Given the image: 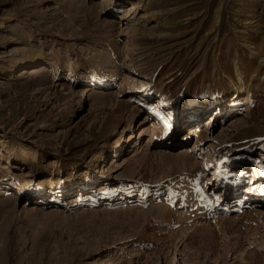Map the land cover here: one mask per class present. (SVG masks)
<instances>
[{
    "label": "rangeland",
    "instance_id": "rangeland-1",
    "mask_svg": "<svg viewBox=\"0 0 264 264\" xmlns=\"http://www.w3.org/2000/svg\"><path fill=\"white\" fill-rule=\"evenodd\" d=\"M250 185L264 0H0V264H264Z\"/></svg>",
    "mask_w": 264,
    "mask_h": 264
},
{
    "label": "bare ground",
    "instance_id": "bare-ground-1",
    "mask_svg": "<svg viewBox=\"0 0 264 264\" xmlns=\"http://www.w3.org/2000/svg\"><path fill=\"white\" fill-rule=\"evenodd\" d=\"M96 72V71H95ZM94 72V73H95ZM94 76V75H93ZM98 92V91H97ZM96 92V93H97ZM236 95V94H235ZM154 97H156V95H154ZM238 97V96H237ZM159 101H158V105L155 107V109L158 110H163L165 109L166 105H169V102L167 101V99L165 97H158ZM216 104H214V100L210 97V98H205V97H201L199 98L197 101H195V103H193L192 106L188 107V108H192L193 111L188 115L189 120H186L184 122H188L190 123L192 120L196 119H201V117H203V114H205L206 110L215 107ZM177 106L173 105L172 108L173 110H176ZM184 110L185 108H178V110ZM220 109V108H219ZM214 111H218V109H215ZM158 112V111H157ZM193 113V115H191ZM221 113V110H219L218 114ZM217 114V115H218ZM197 121V120H196ZM203 121V120H201ZM199 130V129H198ZM192 134V133H191ZM196 134V133H195ZM91 180H89L86 184L81 185V187H85L88 188L89 187V183ZM61 183V182H60ZM21 184L19 183L18 186H20ZM7 191V190H6ZM246 195L243 198H238V199H246L249 200L251 196H254V194H264V187H254L252 185H250L249 187L246 188ZM256 194V195H257ZM239 201V200H238ZM247 202V201H246ZM245 202V203H246Z\"/></svg>",
    "mask_w": 264,
    "mask_h": 264
}]
</instances>
